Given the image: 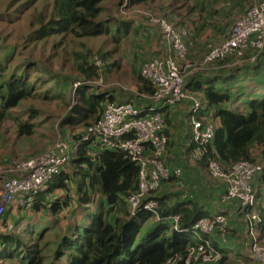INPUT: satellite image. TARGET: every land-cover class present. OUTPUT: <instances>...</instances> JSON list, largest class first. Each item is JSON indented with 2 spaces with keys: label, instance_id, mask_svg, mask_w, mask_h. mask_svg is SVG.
Here are the masks:
<instances>
[{
  "label": "trees",
  "instance_id": "1",
  "mask_svg": "<svg viewBox=\"0 0 264 264\" xmlns=\"http://www.w3.org/2000/svg\"><path fill=\"white\" fill-rule=\"evenodd\" d=\"M5 1L0 0V4ZM12 1H16L14 5L21 13L30 9V6L40 7L37 15L28 16L30 34L26 39V49L30 52L34 51L36 42L50 43L69 37L82 40L83 44L86 39L102 37L112 47L105 53L100 51L94 60L89 51L85 55H75L71 61L76 67L77 78L61 81L57 72L44 69L39 65L40 62L26 59L21 64L8 63L11 53L6 56L5 50L14 48L7 46L3 51L7 59L0 63V123L12 119L10 111L30 99L39 82L46 81L43 78L30 82L31 73L38 72L45 73L47 79L53 82H44L43 86L48 87L44 91L48 95L58 90L62 96L61 90H70L72 82H83L75 90L76 103L61 120V127L71 132L75 131V127H82L86 131L99 119L103 105L116 98L109 92L97 93L92 85L88 86L85 82L99 80L104 71H115L119 64L107 62L112 49L132 42L142 29V23L151 22L152 15L149 18L142 17V23L120 18L117 14L119 6L127 9L149 5L156 0H48L47 4L42 0L41 5H35L37 0ZM176 1L182 7L188 0ZM197 2L200 10L206 9V5L208 8L204 0ZM166 8L170 7L160 9ZM206 11L207 15L214 16V11ZM199 12V20L206 25L208 17ZM10 15L14 14L10 12ZM157 17L162 22L174 24L165 14ZM181 26L183 24L179 23L174 28L179 31L178 27ZM136 54L131 58V63L143 64L145 61ZM98 60L100 67L95 63ZM178 60L181 62V59ZM229 60L217 62L215 66L220 69L210 73L196 72L184 80L183 88L205 102L207 109L213 110V121H218L208 148L211 158H217L227 166L235 162L256 164L252 153L257 150L264 162V94L244 100V80L242 89H230L232 81L241 83L240 78L254 77L256 73L262 74L258 77L264 80V50L254 64L245 65L244 69L241 66L226 68ZM202 74L210 76L203 77ZM132 75L139 93L150 95L153 88L149 81L137 70ZM54 84L62 88L57 89ZM108 94L111 95L106 99ZM35 117L36 111H32L30 121ZM17 133L31 136L34 133L33 123L18 124ZM78 137L73 138L77 140ZM98 148L101 151L95 155ZM90 150L93 151L88 154ZM67 164L71 166L70 172L63 171ZM67 164L50 179L47 190L30 196L23 206L18 207L20 212L16 216L11 214L10 220L7 219L9 211L18 206L17 203L14 202L5 210L6 217L3 214L0 223V264H184L188 246L195 245L196 241L191 228L207 214L200 206L193 202L169 205L164 198L149 194L140 205L151 199L157 201L159 221H154V216L146 210L139 211L135 217L131 216L128 199L138 192L139 168L126 153L110 148L101 149L93 138L80 144ZM255 175L260 181L264 180V164ZM254 195L260 211L261 222L256 229L259 234L257 241H260L264 235V199L259 200L260 195L255 191ZM174 215L179 218L180 229L186 232H176L169 227L168 221ZM62 222L64 225L60 226ZM225 232L224 240L234 238L235 232L229 235V227ZM220 234L216 230L213 236L220 237ZM233 243L237 247L229 246L230 249L214 244L213 247L222 255L216 262L204 264H228L232 249L238 251L232 257H240L245 263H250L251 259L255 263L242 251L236 239ZM173 260L175 263H172Z\"/></svg>",
  "mask_w": 264,
  "mask_h": 264
},
{
  "label": "built area",
  "instance_id": "2",
  "mask_svg": "<svg viewBox=\"0 0 264 264\" xmlns=\"http://www.w3.org/2000/svg\"><path fill=\"white\" fill-rule=\"evenodd\" d=\"M151 23H160L162 40L169 55L164 59L149 61L142 67L141 75L151 84L152 93L147 95L138 92L137 97L130 101H107L99 119L88 127L80 140L85 142L93 138L101 149L122 151L136 163L139 168L138 192L128 199L133 209L139 208L143 199L158 188L161 180L168 177L162 158L168 143L163 113L169 107L180 103L189 105L192 137L198 145L192 153L193 160L201 158L214 136L211 124L202 125L194 118L193 114L200 109V102L184 91L183 70L171 57L174 54L182 61L185 59L191 45L186 41V32L177 31L168 23L158 22L154 18ZM263 50L264 0H253L252 5L229 29L227 38L211 44L199 68L204 70L208 65L215 66L226 59H230L226 68L254 64ZM95 63L100 67L99 60ZM82 84L74 82L72 92ZM77 146L71 147L67 142L58 140L44 153L20 163L14 170L0 172V223L5 210L14 202L23 205L30 196L47 190L50 179L67 164ZM207 171L212 179L225 184V199L235 204V213L247 235L245 245L249 248V254L256 264H264V247L258 243L256 231L261 222L260 211L250 186L251 178L261 171V167L249 162H235L224 170L217 162L210 160ZM157 206V202L151 199L144 208L155 211ZM234 218L235 215H227L228 220ZM227 219L222 215L201 218L194 223L192 231L212 234L218 230L221 232L220 237H223ZM219 258L220 254L204 241L202 245L187 249L184 264L214 263Z\"/></svg>",
  "mask_w": 264,
  "mask_h": 264
},
{
  "label": "rangeland",
  "instance_id": "3",
  "mask_svg": "<svg viewBox=\"0 0 264 264\" xmlns=\"http://www.w3.org/2000/svg\"><path fill=\"white\" fill-rule=\"evenodd\" d=\"M196 1L197 0H188L182 7L181 3L176 0H156L155 2H150L149 5L142 4L137 5L136 7H129L127 9L124 8V6H119L117 14L121 16L120 18L134 20L138 23L143 22L144 18L142 17L147 18L148 16L149 18L151 15L154 16H151V19L154 18V20H158L159 22L160 20L157 16L161 15L162 17V15L165 14L168 16V20L170 22H172V20L174 21V26L182 23L183 26L178 28L188 33L186 39L191 44L189 52L186 56V61L181 65H184L182 70L185 80L187 77L195 74L196 72H202L199 68V64L202 60L200 59V56L205 54L207 44L210 42V44L218 43L221 39H223L222 37H224L225 33L233 27L234 23L253 3V0H204L206 4H210V9L215 13L211 18V23L207 21L209 24H207V27L204 26L197 30L194 23L198 22V16H196L197 14H192V3L195 5V3H197ZM15 2L16 1L11 2V0H6L4 2L5 5L3 3L0 4V63H3L4 60L7 59V57L3 56L4 49L7 46H11L14 48L11 49L12 51L9 49L5 50L6 56L7 53H11V55L8 56V63L21 64L26 59H29L36 63L40 62L39 65L44 69L46 68L57 72L60 76L59 80L61 81L65 79L73 80L78 76L76 67L71 61L74 60L75 55H85L87 51H89L94 59L98 58L97 56L100 51L105 53L106 51L111 50V43L104 42L102 37L86 39L84 44L82 40L74 38L71 39V37H69L62 39V41H50V43L47 41L36 42L34 43V51L30 52L26 49L28 43L26 39L30 34V31L27 28V21L29 19L28 16L31 14L37 15L40 11V7L30 6V9L27 8L24 13H21L17 11L14 5ZM41 2L42 0H37L35 1V5H41ZM43 2L47 4L48 0H43ZM222 6H224V8H231V10L225 9L227 12L224 13L223 17L221 16L220 11L222 10ZM162 7L170 8L160 9ZM10 12L14 15H10ZM169 16L172 17L170 18ZM192 21H194V23H192ZM159 24L160 23H156L155 25L159 26ZM142 25V29L138 32L132 42H127L126 44L117 46L116 50L112 49L113 51L107 62L118 63L119 65L116 66V69L118 68V70L115 69L113 72L104 71L99 80L94 82L86 81L85 84L88 86L92 85L93 88L97 90V93H112L118 101H129V97H131V99L137 97V84L132 75V73H136V69L134 68V64L131 63V58L134 57L136 53H140L144 43L150 41L151 39V34L144 29L145 27L149 28V24L144 21ZM168 25L174 27L172 23H169ZM163 52L164 51L159 44L158 48L154 51V55L160 56L164 54ZM29 53H32L33 55H30ZM145 53L150 56L148 50ZM126 61L128 62L125 63ZM187 65L189 67H185ZM43 78H46V81L44 82H50V84H53V82L50 81L51 79H47L45 73L39 74L38 72L31 73L30 82L34 80H41ZM44 82H39L36 85V88L33 91V96L30 99L23 101L18 108L10 111L9 116L12 119H8L0 123V172L14 170L17 165L23 162V159L28 158L31 147L36 148L35 153L41 154L43 153V149L49 145V143L52 145L56 141L62 140L61 131L64 129L61 127V120L63 119L61 117L64 115L67 108L65 105V97L60 96V91L58 90H53L54 92L52 91L53 93L49 95L45 94L46 91L44 90L48 87L43 86ZM73 83L74 82H72L71 85H73ZM251 85V83H248L245 89H248ZM54 87L57 89L62 88L55 84ZM249 89H251L255 94H260V92L264 90H255L254 88ZM69 95L71 94L69 93ZM75 101L76 97L73 95L70 96L69 105L71 102ZM135 104L139 105L137 103ZM32 111H36V117L33 121H30ZM30 123L34 124L33 127L36 134L29 138V142H26L25 140L27 138L18 135L17 126L18 124L23 125ZM48 125L49 128L47 129ZM75 128V131L72 130L73 132H71L68 128L65 129L69 130L71 134H75L74 136L80 135L84 131V128L82 127ZM255 153L259 154L257 150H255ZM2 161L4 162L2 163ZM256 162V164H261L263 161L258 158ZM70 170V164H67L63 169L64 172H70ZM156 191L157 190L151 192V194H155ZM17 205L18 206H14V208L9 211L7 215L8 220H10L9 215L13 214L16 216L17 213L20 212V208L18 207L23 206L24 204ZM4 216L6 217L5 214ZM63 225L64 223L62 222L60 226ZM234 235L235 234H233V237ZM240 238L241 233L239 232V234L236 235L232 241L236 239L237 242H239ZM208 239L213 242V238L208 237ZM260 244L264 246V235L260 240ZM209 246H212V244ZM239 258L240 257L232 258L231 264H256L251 259H248L250 263H245ZM197 264L202 263L198 262Z\"/></svg>",
  "mask_w": 264,
  "mask_h": 264
},
{
  "label": "crops",
  "instance_id": "4",
  "mask_svg": "<svg viewBox=\"0 0 264 264\" xmlns=\"http://www.w3.org/2000/svg\"><path fill=\"white\" fill-rule=\"evenodd\" d=\"M197 5H198V2L195 3V5L192 3V6L194 7L192 14L193 15L197 14L196 16H198V18H197L198 22L196 24H194V25H196L195 28L198 30L204 26L207 27V24H208V22H205L206 25L205 24L203 25L202 20H199V14H200L199 11L203 12L202 14L205 15L206 18L208 17L207 21H209L210 23H211L212 16L209 14L207 15L206 10L210 9L209 4H208V8L206 5V9H202V10H200L199 6H197ZM221 9L222 10H220V11H221L222 17L224 15V13L227 12L225 9L231 10V8H228V7L224 8V6H222ZM158 18H160V17H158ZM148 24H149L148 25L149 28L145 27L144 29H146L151 34V39H150V41L144 43L140 53L136 54L137 57H141L142 60L145 62L143 64H139L138 62H136L134 64V66L136 67V70L139 74H141V70H142L143 65H145L149 61H152L154 59H164L166 57H169L166 45L164 44V41L162 40L163 39V33L161 31V28L159 26H156L153 23H150V22ZM178 30L180 32L184 31L181 29H178ZM227 34H228V32L225 33L224 37H222L223 39H221L219 42H221L225 38H227ZM187 36H188V33H187ZM186 41H187V39H186ZM210 43L207 44V50H206L204 55L200 56V59H203L204 56L208 53L209 47L211 46ZM159 44H160V47L163 49L164 54H162L160 56L159 55L156 56V55H154V51L156 50V48H158ZM147 50H148L150 56H148L145 53ZM171 57L180 66V68H183L184 65L183 66H181V65L184 64L186 59H184L183 61L181 60V62H179L178 58L174 54H172ZM127 62L128 61H126L125 63H127ZM131 62H132V60H131ZM229 62H230V60L227 61L226 64H229ZM241 67L243 69L246 68L245 65L241 66ZM215 69H218V68H216V66L208 65L207 68L202 70V72L210 73V72H212V70H215ZM193 75H191V76H193ZM206 75L210 76L209 74H205V75L202 74L203 77H206ZM261 75H258V73H256V76H254V77L252 76V77H248V78H240L241 83H240V81H237V80L232 81V85H231L230 89H234V90H236V89L240 90L239 88L242 89L244 86L243 80L245 81L246 85L248 83L252 84L249 88H254L255 90L264 89V80L262 81L258 77ZM191 76L187 77L186 80L188 78H190ZM70 86H71V84H70ZM249 88L243 89V90H245L243 92V94H245L243 97L244 100L246 99V97L253 98V97H259V96L264 94V90H262L260 92V94H255ZM255 90H254V92H255ZM70 91H71V88H70V90H67V92L64 90H61V92L63 93L62 96L65 97V105L67 107L64 115L61 118H63L66 114H68V112L70 110L69 109V101H70L69 93H70ZM137 91H138V87H137ZM130 99H131V97L128 98L129 101H130ZM204 105L206 106L207 104L205 103ZM188 110H189V105L187 103H180V104H177L175 106L169 107L163 113V118L165 120V126H166L165 135L168 138V143H167L166 151H165L163 158H162V162H163V166H164L165 170L167 172H169L170 176H169L168 180H164L162 182L160 188L156 191V193L154 195L156 198L157 197L164 198L165 202L169 203V205L170 204H176V203L193 202V203L197 204L198 206H200L201 209L207 213L205 216H210L212 214H213L212 216H214L215 214H218L220 212L225 213L226 215H235L236 218L231 219L228 222V227L230 230L229 235H231L235 232V235H234V238H235V236L238 235L240 232L241 238H240L238 244H240L242 251L244 250L245 254L246 253L248 254V249H247V246L245 245V238H246L245 228H244L243 224L241 223L242 221L241 220H240L241 222L239 221L237 213H235V204H234V202H231V201H228L225 199V193H226L225 184L219 180L212 179L208 174L205 173L208 171H207V165L204 161L208 158L212 159L218 163V165L221 169H224V170H227L229 168V166H227L226 164H222L220 162V160L217 158H211L208 154H207L206 159L202 162L197 163V162L191 160V155H190L191 141L189 139ZM212 111H213L212 109L208 110L207 106H206V108L204 109V115L206 116L207 123H210L216 129L218 126V121L217 120L213 121ZM48 128H49V125L47 126V129ZM62 129H64L63 131H61L62 140L64 142H67L69 145H71L73 147L74 146L73 140H75L73 138L74 134L70 133V131H69L70 129L69 130H67L65 128H62ZM33 132L34 133L29 137L23 136V137L27 138L25 140L26 142H29V138H31L32 136H34L36 134L34 127H33ZM85 132L86 131H83L81 134H83ZM53 144L51 145V143H49V145H47L43 149L42 152L44 153L46 150L51 148L53 146ZM48 146H50V147H48ZM35 149H36L35 147H31L29 154H28V158L23 159V161H28V160L35 158L38 155H40L38 153H35ZM99 149L100 148L95 150V151H97V152H94L95 155H97L101 151ZM92 151L93 150L88 151V154L92 153ZM254 152L252 153V158L254 157L257 160L258 158H260L259 157L260 155L255 154ZM3 162L4 161H2V163ZM261 164H264V162H262ZM261 164H256V165H259L261 167ZM250 186L255 191V193H258V195H260L261 198L259 197L258 198L259 200L264 199V180L260 181L258 179V177L255 175L250 180ZM173 217L178 218L177 215L176 216L174 215ZM170 222H173V221H170ZM178 222H179V218H178ZM147 223H149V222L147 221ZM212 238H213V240H212L213 242H211L212 245L215 244V245H217L221 248H224V249L229 248V246L237 247L236 244H234L232 239H230V238H227L225 240L221 239L220 237H215V236H212ZM232 250H233V253L229 254V255H231V257L230 258L228 257L229 258V260H228L229 264H231V259L234 258L232 256H235L238 254L237 250H235V249H232Z\"/></svg>",
  "mask_w": 264,
  "mask_h": 264
},
{
  "label": "clouds",
  "instance_id": "5",
  "mask_svg": "<svg viewBox=\"0 0 264 264\" xmlns=\"http://www.w3.org/2000/svg\"><path fill=\"white\" fill-rule=\"evenodd\" d=\"M185 84V83H184ZM184 89V88H183ZM184 91L186 92V93H188V94H190L191 96H193L194 98H196L199 102H200V109L197 111V112H195L193 115H194V118L196 119V121H198L199 123H201L202 125H204L205 123H207V120H206V116L204 115V109L206 108V106L204 105L205 104V102H203V101H201L200 99H199V97L198 96H196V95H194V94H191V93H189V92H187L185 89H184ZM71 94L73 95V96H75L76 97V95H75V92H72V85H71ZM72 95H70V96H72ZM76 102V101H75ZM75 102H73V105H74V103ZM71 107H72V104H70L69 105V109H71ZM189 111H188V120H189V139H190V141H191V151H190V155H191V160L192 161H195V162H197V163H199V162H202L203 160H205L206 159V157H207V154H208V148H209V145L211 144V143H209L208 144V146L205 148V152H203L201 155V158L199 159V160H193V158H192V153H193V151L195 150V148L196 147H198V145L194 142V140H193V137H192V126H191V120L189 119ZM192 115V114H191ZM207 124H210V123H207ZM88 129V128H87ZM215 128H214V134H215ZM85 135V133H83V134H81V135H79V137H78V139L77 140H73V143H74V146L76 145V144H78V146H77V148L79 147V145L80 144H82V143H84L83 141H80L81 140V138L83 137ZM214 137V136H213ZM213 140V139H212ZM86 142V141H85ZM212 142V141H211ZM71 146V145H70ZM73 146V147H74ZM72 147V146H71ZM77 148H76V150H77ZM76 150H74V152H73V155L75 154V152H76ZM72 155V156H73ZM39 156V155H38ZM72 158V157H71ZM70 158V159H71ZM69 159V160H70ZM210 160H212V159H206L205 160V163H206V165L208 164V162L210 161ZM24 162V161H23ZM168 173V177H167V179H163V180H161L160 182H163L164 180H168V178H169V172H167ZM207 174H208V172H206ZM209 175V174H208ZM216 180V179H215ZM160 184L161 183H159V186H158V188L156 189V190H158L159 188H160ZM1 185V184H0ZM0 191H1V188H0ZM155 201V200H154ZM146 202H148V201H146ZM146 202H143L144 204L143 205H141L139 208H136V209H133L131 206H130V204H129V212H130V215L132 216V215H134V217L137 215V213L139 212V211H142V210H146V211H148L151 215H153L154 216V218H153V220L154 221H159V219H160V217H159V215H158V206H157V209L155 210V211H153V210H150V209H145L144 208V205H146ZM157 202V201H156ZM157 204H158V202H157ZM213 215V214H212ZM212 215H210V216H206V217H203V218H213V217H215V216H217V215H222V216H224V217H226V219H227V215L225 214V213H218V214H215L214 216H212ZM172 219V220H171ZM201 219V218H200ZM200 219H198V220H200ZM170 221H173V222H170ZM261 221V220H260ZM169 227L171 228V229H173L174 231H176V232H186L185 230H182V229H180V227H179V225H178V218L177 217H170V219H169ZM228 222H229V220L227 219V224H226V228H225V230L228 228ZM191 231H192V228H191ZM226 233V232H225ZM192 234L194 235V238L196 239V241H195V245H193V246H188V248L189 247H194V246H198V245H202L203 244V242L204 241H207L208 243H209V245L210 244H212L211 243V241L209 240V239H205L204 237H211L212 238V236H213V233L212 234H202V233H194L193 231H192ZM245 234H246V232H245ZM259 236H258V232H257V238H258ZM221 239H223L224 237H220ZM245 240H247V235H246V238H245ZM258 243L260 244V241H258ZM214 245V244H213ZM213 245L211 246L214 250H216L214 247H213ZM261 245V244H260ZM262 246V245H261ZM264 247V246H263ZM247 249H248V254L247 255H249L250 256V254H249V248H248V246H247ZM246 249V250H247ZM217 251V250H216ZM187 252V251H186ZM219 254H220V256L222 255L220 252H218ZM186 255V254H185ZM251 257V256H250ZM167 264H168V262H167ZM202 264H204V263H202Z\"/></svg>",
  "mask_w": 264,
  "mask_h": 264
}]
</instances>
